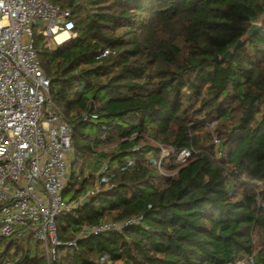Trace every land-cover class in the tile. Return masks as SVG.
Masks as SVG:
<instances>
[{"label": "trees", "instance_id": "obj_1", "mask_svg": "<svg viewBox=\"0 0 264 264\" xmlns=\"http://www.w3.org/2000/svg\"><path fill=\"white\" fill-rule=\"evenodd\" d=\"M48 1L75 24L55 47L35 32L53 102L73 126L65 196L85 195L90 156L113 172L58 217L66 244L52 264H264V0ZM159 145L192 154L165 159L164 175L144 164ZM135 216L121 232L76 240L86 225ZM3 244L0 264H46L31 236Z\"/></svg>", "mask_w": 264, "mask_h": 264}, {"label": "built area", "instance_id": "obj_2", "mask_svg": "<svg viewBox=\"0 0 264 264\" xmlns=\"http://www.w3.org/2000/svg\"><path fill=\"white\" fill-rule=\"evenodd\" d=\"M37 20L42 23L36 24ZM36 29L46 39L63 44L74 37L71 10L48 0H0V240L31 236L44 252L46 264H52L59 247L66 244L59 238L57 219L74 214L84 195L79 200L65 198L73 126L53 102L51 79L35 47ZM62 34L66 37L58 40ZM109 53V49L102 50L97 58ZM159 146L160 158L151 157L144 164L164 175L165 159L175 157L184 164L192 154L188 149L176 152ZM133 164L129 162L122 170ZM112 177L110 165L104 162L85 195L99 193ZM142 219L135 216L86 225L76 240L121 232ZM67 244L76 245L75 241Z\"/></svg>", "mask_w": 264, "mask_h": 264}, {"label": "rangeland", "instance_id": "obj_3", "mask_svg": "<svg viewBox=\"0 0 264 264\" xmlns=\"http://www.w3.org/2000/svg\"><path fill=\"white\" fill-rule=\"evenodd\" d=\"M36 32L38 33V29H36ZM71 39V38H70ZM47 45H49V46H51V47H55V46H57L58 44L54 41V40H52V39H47ZM211 125H213L214 127H215V123H211ZM213 127V128H214ZM73 160H74V158H73V155H72V153L70 152L69 153V155H68V162H69V166H70V170H71V165H72V162H73ZM105 161H104V159H102V158H100L99 156H98V154H95V155H93V156H90L87 160H86V162L84 163V166H85V170H83V169H81V170H83L82 172H83V175L86 177V178H88L89 180H90V183L87 185V189H86V191H85V194L87 193V191L89 190V188L92 186V184H93V181L95 180V177H96V175H97V173L99 172V170H100V167L102 166V164L104 163ZM78 170V169H77ZM81 170H78V172L80 173L81 172ZM71 195L72 194H67L66 195V199L67 200H69L70 198H71ZM86 195H84L83 196V198L85 197ZM27 238V237H26ZM25 238V239H26ZM24 240V239H23ZM4 247V244L0 247V249L1 248H3ZM35 250L37 249V248H34ZM37 250H40V253L41 254H44V252L41 250V248H40V246H39V248L37 249Z\"/></svg>", "mask_w": 264, "mask_h": 264}, {"label": "water", "instance_id": "obj_4", "mask_svg": "<svg viewBox=\"0 0 264 264\" xmlns=\"http://www.w3.org/2000/svg\"><path fill=\"white\" fill-rule=\"evenodd\" d=\"M42 21L41 20H37L36 21V24H41ZM260 27L259 24H253L252 27L248 30V32L246 33V35L243 37V39L239 40L237 42V44L234 46V50H236L243 42H245L249 37H251L255 32L256 30ZM233 51H228L224 56H223V59H227L229 58L231 55H232ZM215 60L217 61L218 60V57L215 58ZM91 197L92 196H85L84 198L81 199V205H85L87 203L90 202L91 200ZM221 236H223L221 234Z\"/></svg>", "mask_w": 264, "mask_h": 264}, {"label": "bare ground", "instance_id": "obj_5", "mask_svg": "<svg viewBox=\"0 0 264 264\" xmlns=\"http://www.w3.org/2000/svg\"><path fill=\"white\" fill-rule=\"evenodd\" d=\"M66 37V34H62V35H60L59 37H58V40H62L63 38H65Z\"/></svg>", "mask_w": 264, "mask_h": 264}]
</instances>
